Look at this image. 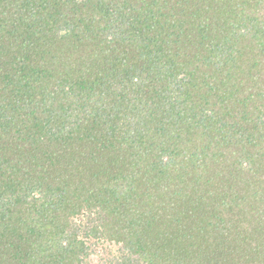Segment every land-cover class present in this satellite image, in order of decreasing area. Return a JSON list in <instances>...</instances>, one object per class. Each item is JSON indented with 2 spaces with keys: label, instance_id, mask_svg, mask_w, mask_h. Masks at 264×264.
Wrapping results in <instances>:
<instances>
[{
  "label": "trees",
  "instance_id": "trees-1",
  "mask_svg": "<svg viewBox=\"0 0 264 264\" xmlns=\"http://www.w3.org/2000/svg\"><path fill=\"white\" fill-rule=\"evenodd\" d=\"M0 264H264V0H0Z\"/></svg>",
  "mask_w": 264,
  "mask_h": 264
}]
</instances>
